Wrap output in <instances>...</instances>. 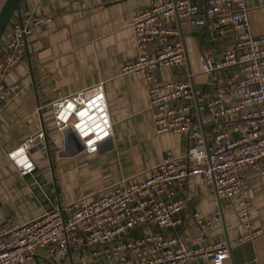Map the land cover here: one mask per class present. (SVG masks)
I'll return each mask as SVG.
<instances>
[{
  "label": "built area",
  "instance_id": "2783aa9c",
  "mask_svg": "<svg viewBox=\"0 0 264 264\" xmlns=\"http://www.w3.org/2000/svg\"><path fill=\"white\" fill-rule=\"evenodd\" d=\"M80 5L91 0H67ZM193 0H150L149 6L131 15L138 58L122 72L144 78L149 110L156 135L183 134L192 146L182 157L165 151L153 171L129 185H114L100 194L82 197L23 223L0 225V264H36L40 249H47L53 261L67 257L75 248L86 247L94 257H114L118 264H182L185 261L210 259L211 264H232L231 250L253 240L263 231L251 230L248 202L244 197L245 171L264 175V34L253 35L244 0H207L204 16L215 29L237 33L234 47L223 59L213 63L205 58L201 72L213 75L215 90L205 104L206 117L222 121L212 135L195 126L192 87L179 80L161 78V69L184 65V51L177 20L203 24ZM49 17H35L31 11L12 20L2 36L0 58V105L19 93L16 84L5 85V74L24 58L27 39ZM232 69L230 76L219 74ZM53 123L60 135L68 130L82 144L79 153L95 154L102 143L112 138L113 125L102 84L52 102ZM45 133L39 132L7 153L20 175L35 170L29 153L43 145ZM196 176L212 190L213 213L195 215L200 230L221 222L222 199H236L240 223L248 234L238 240L220 239L202 245L201 236L189 243L164 235H146L132 241L117 240L126 232L148 225L168 231L180 223L182 201L174 188Z\"/></svg>",
  "mask_w": 264,
  "mask_h": 264
},
{
  "label": "crops",
  "instance_id": "0c3cea01",
  "mask_svg": "<svg viewBox=\"0 0 264 264\" xmlns=\"http://www.w3.org/2000/svg\"><path fill=\"white\" fill-rule=\"evenodd\" d=\"M5 0H0V8ZM160 4L166 0H153ZM207 0H193L198 8L193 25L177 20L184 51V65L161 69V78L187 82L192 87L193 121L209 138L213 127L222 121L206 117L205 104L213 94L214 73L201 72L205 58L213 63L231 51L237 33L215 29L204 16ZM253 35L264 34V0H244ZM150 0H91L71 5L67 0H22L21 13L31 11L35 17H49L27 39L25 58L4 78L5 85L16 84L19 93L0 105V225L23 223L62 207L82 197L100 194L114 185H129L147 177L165 151L182 158L192 146L183 134L156 135L149 110L146 84L141 75L123 73L122 69L138 58L131 15L143 11ZM16 17L14 16L12 20ZM0 42V54L2 46ZM232 69L219 74L230 76ZM102 84L113 125L110 146L105 143L95 154H61L63 144L53 123L49 105L57 99ZM45 132L48 150L33 148L29 156L35 170L20 175L7 157L19 144ZM244 197L248 202L251 230L262 235L231 250L232 264H264V175L245 171ZM182 201L180 223L168 231L140 225L122 235L120 242L146 235H164L189 243L201 236L202 245L220 239L238 240L248 234L240 223L236 199H222L221 222L200 230L195 215L213 213L212 190L193 176L174 188ZM36 264H118L114 257H94L86 247L75 248L60 261H53L47 249H40ZM182 264H211L210 259L185 261Z\"/></svg>",
  "mask_w": 264,
  "mask_h": 264
},
{
  "label": "water",
  "instance_id": "95a60500",
  "mask_svg": "<svg viewBox=\"0 0 264 264\" xmlns=\"http://www.w3.org/2000/svg\"><path fill=\"white\" fill-rule=\"evenodd\" d=\"M21 1L22 0H5L2 4L0 8V41L13 17L15 16L17 20L21 19ZM60 139L61 143L63 144L61 154H68L69 156H74L82 150L81 142L78 141V139H76L75 136L68 130L60 134ZM105 143H108V145L110 146V139L102 143V145ZM43 147L46 149V151L48 150L46 137L43 140V145L39 146L38 148L41 149Z\"/></svg>",
  "mask_w": 264,
  "mask_h": 264
},
{
  "label": "trees",
  "instance_id": "16d2710c",
  "mask_svg": "<svg viewBox=\"0 0 264 264\" xmlns=\"http://www.w3.org/2000/svg\"><path fill=\"white\" fill-rule=\"evenodd\" d=\"M12 21V20H11ZM1 43H3L4 41H3V39H1V41H0ZM2 48H3V46H2ZM3 52V51H2ZM1 56H2V53L0 54V58H1Z\"/></svg>",
  "mask_w": 264,
  "mask_h": 264
}]
</instances>
